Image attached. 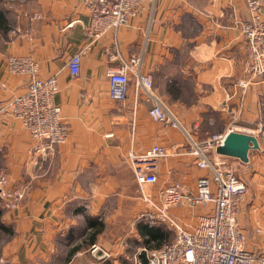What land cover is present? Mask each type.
Masks as SVG:
<instances>
[{"label":"crops","instance_id":"1","mask_svg":"<svg viewBox=\"0 0 264 264\" xmlns=\"http://www.w3.org/2000/svg\"><path fill=\"white\" fill-rule=\"evenodd\" d=\"M19 2L15 28L0 34V105L26 87V77L8 75L7 57L31 58L41 78H56L59 92L53 101L70 136L53 159L42 162L22 124L0 113V168L7 190L23 192L15 208L0 209V226L8 230L0 229V259L9 264L137 263L136 254L146 247L136 252L122 239L87 244L82 238L89 231L86 219L95 218L102 233L127 232L139 241L135 227L147 205L126 164L128 154L152 144L171 148V155L159 162L157 184L148 189L155 200L157 191L173 182L194 192L206 175L187 155H172L174 145L183 151L184 136L152 123L150 102L141 94L133 112L131 100L121 106L108 98L105 73L116 56L141 57L142 72L152 74L156 95L190 134L198 130L202 115L219 114L221 132L232 128L256 137L259 150L248 152V163L215 152L211 161L240 175L264 171V83L253 82L244 95L237 87L246 59L237 23L249 17L246 0H156L153 10L148 7L98 39L86 34L90 19L78 0ZM18 26L20 31L12 33ZM84 46L80 74L73 78L67 61ZM168 211L184 227L206 212ZM97 248L103 258L93 256Z\"/></svg>","mask_w":264,"mask_h":264},{"label":"built area","instance_id":"2","mask_svg":"<svg viewBox=\"0 0 264 264\" xmlns=\"http://www.w3.org/2000/svg\"><path fill=\"white\" fill-rule=\"evenodd\" d=\"M156 0H78L86 11L90 24L84 30L89 37L98 39L106 32L126 26L131 19L148 7L153 10ZM249 17L237 23L244 38L246 59L243 62V77L237 87L244 95L255 81L264 83V0H246ZM81 23V21H77ZM19 28L12 31L17 33ZM27 34V30L22 32ZM84 46L81 52L72 55L66 64L70 76H79ZM115 65L108 66L105 76L108 83V98L121 106L131 100L132 112L139 104L141 94L150 102L149 119L161 127L180 132L185 138L182 152L174 145V156L187 155L197 168L206 171L195 185L194 192H185L179 182H173L157 191L158 200L148 189L157 184L159 162L171 155V148L152 144L142 152H130L126 164L131 169L141 196L147 205L150 219L164 224L173 231V238L159 249L145 254L146 264H264V226L255 224L257 245L247 247L246 235L238 224L237 216L247 197V183L234 172L222 168L209 155L221 146L226 134L233 130L197 140L184 130L177 117L155 93L153 76L142 72L141 57H114ZM6 70L10 76L26 77L25 91L11 96L0 105L5 112L22 124L32 140L31 150L42 162L53 159L57 148L64 145L70 136L67 122L54 96L59 92L55 77L43 79L38 75L37 63L25 56H8ZM3 153L0 147V155ZM6 174L0 168V209H13L23 197V192L7 190ZM186 206L190 209L204 208L205 213L195 218L194 225L182 227L169 213L170 208ZM155 222V221H154ZM0 264H9L0 259ZM138 264H141L138 262Z\"/></svg>","mask_w":264,"mask_h":264},{"label":"rangeland","instance_id":"3","mask_svg":"<svg viewBox=\"0 0 264 264\" xmlns=\"http://www.w3.org/2000/svg\"><path fill=\"white\" fill-rule=\"evenodd\" d=\"M19 1L20 0H0V9L4 10L6 14V18L10 23V27L12 28H15L14 23L16 21L14 20V11L17 10L18 5L20 4ZM16 28H19V26ZM186 101H191V100L187 99ZM151 122L154 123L152 120ZM221 126H222V119L220 118L219 114L202 115L201 124H199V127L197 126L198 130L195 132V134H193V137L196 138L197 140H202V139L211 137L215 134L222 133L221 132L222 130L220 129ZM222 168L232 171L230 168H225L224 165H222ZM232 172H234L238 177H241L242 179H244L247 183V193L248 194H247L245 201L241 205V211L237 216V221H238V224L243 228L245 232L248 249L254 250L258 242L254 234L255 224L259 222L261 225L264 226V187H263L264 186V171L261 170V174L256 175L254 177L252 176V174H247V173L245 175H240V172L238 171L239 172L238 173L235 170H233ZM176 208L177 209L186 208L190 210V208H187L186 206L185 207L180 206ZM199 209L200 208H196L194 210L197 211ZM150 215L151 213H148V211H146L145 213L141 214L139 220L146 221L150 223V225H160L161 227L171 232V238H172L173 231L168 229L164 224L157 222L155 219L153 220L150 219L149 217ZM178 223L180 224V222ZM180 225L183 227V224H180ZM126 233L127 232H122V231L117 232V231L105 230L100 236H98L97 239H99L101 242H104V243L105 242L112 243L114 241H117V239H120V240L122 239L124 242L128 243L129 245V242L133 240V238L131 237L132 235L129 233H127L129 236H126ZM133 250L137 252V248ZM147 250L150 251L149 249ZM129 260H131L133 264L138 263V260H137V263H135V261H133L132 259H129Z\"/></svg>","mask_w":264,"mask_h":264},{"label":"trees","instance_id":"4","mask_svg":"<svg viewBox=\"0 0 264 264\" xmlns=\"http://www.w3.org/2000/svg\"><path fill=\"white\" fill-rule=\"evenodd\" d=\"M10 30V23L6 18V14L3 9H0V34L5 35L7 31ZM88 225V233L83 234L82 238L86 239L88 243H94L97 240V236L102 233L104 230L102 225L96 221L95 218L86 219ZM139 241L137 239H133L129 242L130 249L140 247H146V249L154 250L159 249L170 242L171 240V232L161 227L160 225H150V223L139 220L136 224V227ZM0 229L3 232H7L8 230L2 228ZM128 250L127 252H129ZM137 260L141 264H146L145 254L143 252L138 253L136 255ZM125 264H133L132 262H125Z\"/></svg>","mask_w":264,"mask_h":264},{"label":"water","instance_id":"5","mask_svg":"<svg viewBox=\"0 0 264 264\" xmlns=\"http://www.w3.org/2000/svg\"><path fill=\"white\" fill-rule=\"evenodd\" d=\"M250 150H259L256 137L231 130L226 134L221 146L216 148L215 153L220 156L235 158L246 164L249 161L248 152ZM93 256L96 258H103L105 254L102 250L97 248L93 252Z\"/></svg>","mask_w":264,"mask_h":264}]
</instances>
